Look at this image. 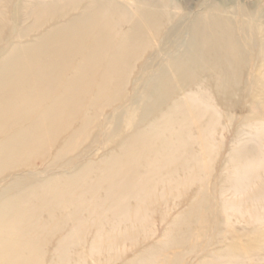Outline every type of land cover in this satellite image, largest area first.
I'll return each mask as SVG.
<instances>
[{
	"label": "bare ground",
	"instance_id": "obj_1",
	"mask_svg": "<svg viewBox=\"0 0 264 264\" xmlns=\"http://www.w3.org/2000/svg\"><path fill=\"white\" fill-rule=\"evenodd\" d=\"M192 7L0 0V264H264V0Z\"/></svg>",
	"mask_w": 264,
	"mask_h": 264
},
{
	"label": "rangeland",
	"instance_id": "obj_2",
	"mask_svg": "<svg viewBox=\"0 0 264 264\" xmlns=\"http://www.w3.org/2000/svg\"><path fill=\"white\" fill-rule=\"evenodd\" d=\"M180 1L182 2L183 0H180ZM201 4H202V0H193V7L191 9L192 10L191 15L193 14V16H195L202 11L201 10ZM237 99H238V97H237ZM232 113L234 114L235 118H237V119L246 115V111L240 110V109L238 111H235ZM237 119L231 125H229L228 122L225 121L226 118H224L223 120H221L222 126L218 125L219 132L215 138L218 141V144H221L220 145L221 147L218 149L217 153H219V154L217 155V157L214 160V162L216 161L217 163L215 162V165H214V162H213V166H214L213 169H214V172L216 175H220L222 173V170L226 166V164H227L226 162L229 158V153L233 147V142H234L235 136H236L237 132L240 130V127H238V120ZM223 147L226 150H224ZM219 155H222V156L218 157ZM217 177H215V178H217ZM215 183L217 184V181H212L210 187L215 188V186H216ZM213 184H215V185H213ZM194 185H195V187H194ZM194 185L190 189L185 190L182 197H180V199L177 202L183 203L186 201L187 198L193 196L196 193L197 188H198V184H194ZM167 208L169 210H172L171 215H175L181 211V207H177V209H175L172 206H169V207L164 206L163 210L158 211L155 214H153L152 220L154 221L155 227L153 226L152 229H154L156 234L152 238L153 240H151L149 243H154L163 236V234L167 228V223L169 220H167L165 218L163 219L161 214H162V212H166ZM233 223H235V221H233ZM242 225L243 224H240V223H237L235 225V230L238 233L243 232ZM124 250L127 252L128 255H130L136 251V247H134L131 243H127L124 247ZM194 260H195V255L192 257V262H194Z\"/></svg>",
	"mask_w": 264,
	"mask_h": 264
}]
</instances>
